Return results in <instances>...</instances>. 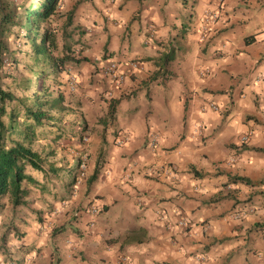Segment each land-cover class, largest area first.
<instances>
[{"label": "crops", "instance_id": "obj_1", "mask_svg": "<svg viewBox=\"0 0 264 264\" xmlns=\"http://www.w3.org/2000/svg\"><path fill=\"white\" fill-rule=\"evenodd\" d=\"M99 4L109 17L104 23L85 12L82 39L91 48L75 63L99 71L86 74L93 80L107 61L126 72L118 85L105 78L113 117L95 124L82 151L89 156L79 190L68 205L55 201L62 210L52 220L61 233L43 237L37 222L16 235L0 224V264H264V5ZM92 16L94 29L87 23ZM181 29L184 51L176 62L169 48ZM169 53L172 60L161 67ZM189 57L201 61L194 73ZM130 61L138 67L128 68ZM142 101L151 117L140 120L132 108ZM120 109L129 113L126 127L117 123ZM91 205L99 208L94 217Z\"/></svg>", "mask_w": 264, "mask_h": 264}, {"label": "trees", "instance_id": "obj_2", "mask_svg": "<svg viewBox=\"0 0 264 264\" xmlns=\"http://www.w3.org/2000/svg\"><path fill=\"white\" fill-rule=\"evenodd\" d=\"M28 1L16 4L14 0H0V208L4 207V199L13 207L24 205L30 194L28 185L44 189L51 175L65 180L66 186L74 185L81 166L78 161L73 168L68 164L56 167L59 161L51 160L53 147L44 154L32 147L35 140L48 133L53 134L54 141L67 137L63 119L68 110L59 88L63 84L61 74H68V63L74 59L63 52L56 54L57 32L45 26L59 13L60 0H39L36 5ZM66 19L68 27L72 24L71 14ZM172 57V53L167 54L160 66ZM19 65L24 73L19 72ZM102 78L108 79L104 74ZM109 116L113 117L112 103ZM33 171L41 172V179L32 175Z\"/></svg>", "mask_w": 264, "mask_h": 264}, {"label": "rangeland", "instance_id": "obj_3", "mask_svg": "<svg viewBox=\"0 0 264 264\" xmlns=\"http://www.w3.org/2000/svg\"><path fill=\"white\" fill-rule=\"evenodd\" d=\"M16 4H20L22 0H14ZM39 0H29L27 4L36 5ZM59 13L51 17V23L45 22V26L52 28L57 32L59 38V46L56 51V54L63 52L68 54V56L73 57L74 61L68 63V74L62 73L61 80L63 84L60 86V90L64 93L65 103L64 106L68 110L66 111L63 119V124H66L64 132L67 134V137L62 138L60 141H54L52 139L53 134H46L45 138L35 140L32 144V147L44 154L49 148H54V155L51 160H58L57 166H62L68 164L71 168L74 167L76 162H84L85 168L81 166L78 168L75 173L77 180L74 185L66 186L64 185L65 180L57 179L51 175V179H48L45 182L44 189L33 187L28 185L30 194L26 199V203L19 207H13L11 203L4 199V207L0 208V224L9 225V228L16 229V235H24L25 233H20L19 230L27 229V232H31V226L35 225L37 222L41 224L40 232L43 234V237L51 239L52 236L57 233H61V224L56 223L52 220V216H58L61 212L59 206L68 205V196L72 197L75 194V191H78V186L80 181L84 180L85 171L87 167V157L83 156L82 151L85 149L87 144H91L93 138H90V134L95 128V124H101V122L106 121L109 116V105L113 104L112 92L108 93L105 88V79L102 76H98V79H91L92 76L87 77L88 74H96L99 71H89L81 66L76 64V61L83 60L85 56L82 52H86L87 49L91 48L84 43L82 38L85 37L87 33V26H84L82 23V17L85 15L87 10L93 12V15L103 19L105 23L108 19V14L104 15L102 8H100L99 0H65L64 7H61V0L59 4ZM67 14H71L72 24L66 27ZM108 16V17H107ZM93 16L87 19L89 25L88 28L94 29ZM52 24V25H51ZM66 27V28H65ZM108 29H103L107 31ZM63 31V32H62ZM183 29L178 31V37L173 36L171 41L173 42L172 47L169 48V51L173 49L174 59L176 62H181L179 58L178 50L181 52L184 51V46L181 45L182 39H184ZM11 38L12 44L15 40ZM63 46L65 48L63 49ZM24 48V46H22ZM67 48V50H66ZM18 51L19 47L14 48ZM101 52V51H100ZM20 57L21 54L18 53ZM99 58V57H98ZM191 61L188 63L189 69L194 73L195 65L200 63V60H192V57H189ZM73 63H75L73 65ZM70 65H73L74 68L71 70ZM19 72L24 73V68L22 65L18 66ZM14 74H17L14 71ZM194 79H197L196 74H194ZM178 86L175 89L181 90V85L183 83L175 79ZM180 86V88H179ZM144 97V96H143ZM112 106V105H111ZM137 108L133 107L138 111L140 120L144 117H151L149 115L151 106L145 102L136 103ZM118 108H124L121 104ZM131 109L130 114L134 111ZM117 123L122 127H126L129 124L130 119L128 118V111L120 109L118 111ZM103 118V119H102ZM137 124V117L135 116L134 125ZM141 123L135 127L136 134L142 130ZM87 137V140H84V137ZM54 158V159H53ZM32 175L41 179V172H32ZM50 176V175H49ZM83 182V181H82ZM77 186V187H76ZM36 188V189H35ZM58 205H56V202ZM55 202V204L53 203ZM73 207L78 209L81 208V202L77 203L75 200Z\"/></svg>", "mask_w": 264, "mask_h": 264}, {"label": "built area", "instance_id": "obj_4", "mask_svg": "<svg viewBox=\"0 0 264 264\" xmlns=\"http://www.w3.org/2000/svg\"><path fill=\"white\" fill-rule=\"evenodd\" d=\"M209 18H210V16L207 15L205 19H209ZM97 60L99 61L101 59L97 57L96 58V61ZM128 66H129L128 68H130V69H136L138 67V63L135 62V61H130L128 63ZM102 69H103L102 70V73L104 74V76H106L109 79V81L112 84L118 85L119 83H121L124 80V77H125V73L126 72L123 71V69L119 66V63L118 62H116V61H107L106 63L103 64ZM108 93H111V92L109 91ZM209 107L212 110H215V111L218 110V108H219V106L217 104H215V103H210L209 104ZM247 138H248V135H245L242 138V140L245 141ZM84 140H87V137L86 136L84 137ZM122 141L123 140H120L119 142L121 143ZM81 167L83 169L85 168V163L84 162L81 163ZM151 171L153 172V170H151ZM98 210H99L98 206L91 205L89 207V209H88V212H89V214L91 216L94 217L95 215H97ZM93 224H94L93 220H90V225H93ZM177 224L179 226H181V227H185L186 226V222L184 220H182V219H179L177 221Z\"/></svg>", "mask_w": 264, "mask_h": 264}, {"label": "clouds", "instance_id": "obj_5", "mask_svg": "<svg viewBox=\"0 0 264 264\" xmlns=\"http://www.w3.org/2000/svg\"><path fill=\"white\" fill-rule=\"evenodd\" d=\"M64 3H65V0H61V7H64ZM252 3L254 5V7H260V5H264V0H260V4H256V0H252ZM60 9H57V11L59 12ZM264 14V13H262ZM249 15H254L253 12L249 11Z\"/></svg>", "mask_w": 264, "mask_h": 264}]
</instances>
